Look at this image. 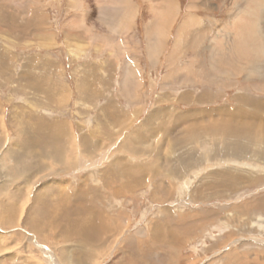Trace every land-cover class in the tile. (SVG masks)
Masks as SVG:
<instances>
[{
	"label": "rangeland",
	"instance_id": "obj_1",
	"mask_svg": "<svg viewBox=\"0 0 264 264\" xmlns=\"http://www.w3.org/2000/svg\"><path fill=\"white\" fill-rule=\"evenodd\" d=\"M125 4L0 0V264H264V0Z\"/></svg>",
	"mask_w": 264,
	"mask_h": 264
},
{
	"label": "bare ground",
	"instance_id": "obj_2",
	"mask_svg": "<svg viewBox=\"0 0 264 264\" xmlns=\"http://www.w3.org/2000/svg\"><path fill=\"white\" fill-rule=\"evenodd\" d=\"M125 1L127 2V0H116V2H118V5L120 6V5H123V7L126 5L125 4ZM128 4V3H127ZM122 7V9H124ZM129 10V7L128 8H126V9H124L125 11H128ZM166 10H167V8H165ZM103 11V10H102ZM125 11L123 12V13H125ZM132 11L130 10V13H129V15H127L129 18L130 17H132V13H131ZM120 13V12H119ZM242 12L240 11L239 13H237L236 15H240ZM122 14V13H121ZM125 14H123V15H121V16H123V17H125L124 16ZM109 18H111V17H109L108 15H103L101 12L99 13V22L100 23H102L109 31L111 30V32L112 33H114V34H117V35H119L120 33L122 34V32H123V30L125 29V28H127V25H126V23H128V22H126V20H127V18L125 19V21H121L120 22V20H116V21H114V19H109ZM120 18V17H119ZM36 20V19H35ZM75 23H74V25H72L73 26V28L75 29H81V30H84L85 31V33L87 32V30H86V28L84 27V25L82 24V21H83V19L82 18H80V17H78L77 19H75V20H73ZM36 22V21H35ZM161 22V21H160ZM164 22V21H163ZM165 23V22H164ZM129 24V23H128ZM150 26H151V28H150ZM149 27H148V33H149V35H154V37L156 36L157 38H159V37H161V39H162V35L164 34V31H165V29L163 28V27H165V26H163V25H161V24H151ZM38 28L40 27V25H38L37 26ZM72 28V27H71ZM19 33V32H18ZM74 34V33H73ZM77 36V35H76ZM78 37V36H77ZM155 37V38H156ZM153 37H151V39H152ZM156 38V39H157ZM152 41H153V39H152ZM158 41H159V39H158ZM161 43H162V41H161ZM159 46H160V44L158 43V42H154L153 43V45H150V47L148 48V54H149V56H150V58L153 60V61H155V60H157V58L159 57V55H160V48H159ZM162 47V46H161ZM256 51H258L257 50V48H256ZM134 67L132 66V64L130 63V62H126V71L124 72V76H123V83H124V85L125 86H128L129 84H131L130 82L132 81L133 82V77H134V74H135V71H134V69H133ZM254 104H256V107H257V102H255ZM230 126H232V125H230ZM221 129H222V132L224 133H229V132H234V133H238V132H241L240 134V136L238 137V138H240L241 136H244V134H248L249 135V131H244V130H241V129H233V127H221ZM220 129V130H221ZM253 134V133H252ZM263 135V134H262ZM258 136V135H257ZM256 136V137H257ZM264 136V135H263ZM252 137V136H251ZM255 137V138H256ZM258 138V137H257ZM262 138V137H261ZM264 138H262V142L264 143V140H263ZM236 142H238V140L237 141H235L234 143H232V144H230L229 146H230V150L232 151V152H235L236 150L238 151V149H239V151H240V149H241V147H240V144H238V143H236ZM205 146L204 147H207V145L206 144H204ZM206 150V149H205ZM238 151V152H239ZM204 153V152H203ZM230 174H232V173H230ZM229 174V175H230ZM235 174V173H234ZM233 175V174H232ZM224 177H225V175H223ZM236 176V175H235ZM227 178H229V176H226ZM79 208V207H78ZM80 209H82V208H80ZM91 226H89V230H87V231H84V232H89V231H91L92 229L90 228ZM213 228H217L218 230H220V232L222 233L223 232V229H220L219 227H218V225L217 226H215V227H213ZM88 229V228H87ZM87 234V233H86ZM74 235V234H73ZM76 235V234H75ZM77 236V235H76ZM42 251V250H41Z\"/></svg>",
	"mask_w": 264,
	"mask_h": 264
},
{
	"label": "crops",
	"instance_id": "obj_3",
	"mask_svg": "<svg viewBox=\"0 0 264 264\" xmlns=\"http://www.w3.org/2000/svg\"><path fill=\"white\" fill-rule=\"evenodd\" d=\"M104 61H106V60H104ZM112 62V61H111ZM114 62V61H113ZM107 63H110V62H107ZM123 118V117H122ZM77 193L76 192H74V195H76Z\"/></svg>",
	"mask_w": 264,
	"mask_h": 264
}]
</instances>
